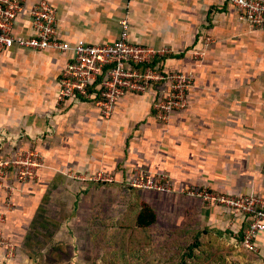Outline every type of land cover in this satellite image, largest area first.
Returning a JSON list of instances; mask_svg holds the SVG:
<instances>
[{
	"label": "crops",
	"instance_id": "obj_1",
	"mask_svg": "<svg viewBox=\"0 0 264 264\" xmlns=\"http://www.w3.org/2000/svg\"><path fill=\"white\" fill-rule=\"evenodd\" d=\"M47 1L56 10L58 37L70 43L113 42L126 18L130 41L169 47L166 67L193 77L187 106L165 123L154 115L152 92L125 94L109 118L85 98L59 106L67 55L11 47L0 52V153L33 146L43 160L37 176L46 183L70 173L117 181L147 170L167 174L173 186L168 193L144 190L154 199L184 202V191L195 187L264 195V27L254 29L222 0ZM16 32L30 33L28 19L17 20ZM10 183L11 198L28 190ZM3 194L7 218L13 207L3 205ZM201 210L209 224L241 226L240 217L219 206ZM257 243L264 254V232Z\"/></svg>",
	"mask_w": 264,
	"mask_h": 264
},
{
	"label": "rangeland",
	"instance_id": "obj_2",
	"mask_svg": "<svg viewBox=\"0 0 264 264\" xmlns=\"http://www.w3.org/2000/svg\"><path fill=\"white\" fill-rule=\"evenodd\" d=\"M63 176L18 181L29 185L19 198L10 190L0 264H264L263 253L238 243L235 226L207 223L201 209L208 203L199 199H154L128 185L129 175L116 181L100 173L92 182ZM143 201L156 214L148 227L135 223Z\"/></svg>",
	"mask_w": 264,
	"mask_h": 264
},
{
	"label": "built area",
	"instance_id": "obj_3",
	"mask_svg": "<svg viewBox=\"0 0 264 264\" xmlns=\"http://www.w3.org/2000/svg\"><path fill=\"white\" fill-rule=\"evenodd\" d=\"M236 8L239 18L254 29L264 27V0H222ZM19 18H26L30 33L16 32ZM128 21H120L118 37L109 43H75L57 35V14L47 0L28 4V0H0V52L11 47L30 50L50 49L67 55L60 74L57 104L85 98L91 100L100 114L109 118L118 99L127 93L152 92L151 106L160 122H167L172 113L187 106V90L193 77L177 69H169L165 60L172 54L169 47L135 43L128 38ZM197 54V53H196ZM43 166L41 154L28 147L0 153V189L5 193L3 205H9L11 181H27L36 177ZM128 185L144 190L171 192L169 176L162 172L136 170L127 177ZM202 202L219 206L240 217L243 230L240 245L249 252H259L258 235L264 232V195L237 194L195 187L184 192ZM0 206V237L6 222ZM241 227V226H240Z\"/></svg>",
	"mask_w": 264,
	"mask_h": 264
},
{
	"label": "trees",
	"instance_id": "obj_4",
	"mask_svg": "<svg viewBox=\"0 0 264 264\" xmlns=\"http://www.w3.org/2000/svg\"><path fill=\"white\" fill-rule=\"evenodd\" d=\"M155 219H156V214H155L154 209L151 206H149L146 202L143 201L140 205L139 211L136 214V220H135L136 225H138L139 227H148L149 225L154 223ZM33 221H34V218H33ZM246 226H247V222H243L241 227L237 230L236 235H237L239 244L242 238L243 230ZM27 236H29V234L26 235V237ZM191 247L192 246H190V248L188 249L187 255L191 254L192 252Z\"/></svg>",
	"mask_w": 264,
	"mask_h": 264
}]
</instances>
